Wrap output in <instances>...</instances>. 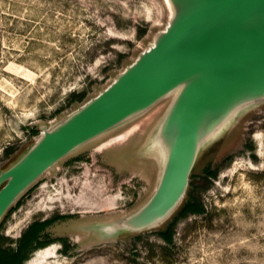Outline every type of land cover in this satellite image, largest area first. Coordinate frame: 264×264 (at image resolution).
Instances as JSON below:
<instances>
[{"label": "rangeland", "instance_id": "rangeland-1", "mask_svg": "<svg viewBox=\"0 0 264 264\" xmlns=\"http://www.w3.org/2000/svg\"><path fill=\"white\" fill-rule=\"evenodd\" d=\"M168 21L164 0H0V170L109 86ZM171 100L45 173L4 218L3 248H17L35 222L63 217L40 236L55 243L24 264H264V104L202 153L191 182L205 213L180 217L173 244L158 232L178 213L139 236L98 238L90 227L152 193L158 161L141 149Z\"/></svg>", "mask_w": 264, "mask_h": 264}, {"label": "water", "instance_id": "water-1", "mask_svg": "<svg viewBox=\"0 0 264 264\" xmlns=\"http://www.w3.org/2000/svg\"><path fill=\"white\" fill-rule=\"evenodd\" d=\"M166 1L168 25L149 48L0 170V227L62 160L172 98L141 149L158 161L152 193L133 212L90 226L98 238L161 228L188 199L202 153L264 104V0Z\"/></svg>", "mask_w": 264, "mask_h": 264}, {"label": "trees", "instance_id": "trees-1", "mask_svg": "<svg viewBox=\"0 0 264 264\" xmlns=\"http://www.w3.org/2000/svg\"><path fill=\"white\" fill-rule=\"evenodd\" d=\"M87 97V93L83 92L80 94H74L72 96L71 102L82 103ZM10 153V150L7 151V154ZM209 177H216L217 173L213 171H208ZM194 178V176H192ZM197 189V186L194 182H191V188L188 192V201L185 203L178 212V216L175 217L174 221L171 222L167 228L158 232L162 240L166 244L174 243V227L176 225V221L180 217H186L187 215H201L205 213V207L201 201H199L195 196L194 192ZM20 202L17 203V206ZM13 209L10 211L12 212ZM63 219V217H55L51 220H47L44 222H35L32 224L27 232L20 239L17 248H3V244L6 239L0 234V264H24L27 260H29L30 255L39 250L43 249L53 243L55 241H46L43 242L40 239L41 234L55 222Z\"/></svg>", "mask_w": 264, "mask_h": 264}, {"label": "bare ground", "instance_id": "bare-ground-1", "mask_svg": "<svg viewBox=\"0 0 264 264\" xmlns=\"http://www.w3.org/2000/svg\"><path fill=\"white\" fill-rule=\"evenodd\" d=\"M166 5L170 9V5H169L168 1H166Z\"/></svg>", "mask_w": 264, "mask_h": 264}]
</instances>
